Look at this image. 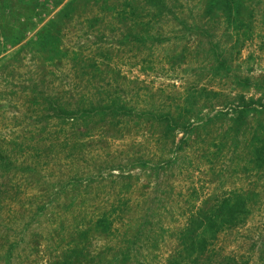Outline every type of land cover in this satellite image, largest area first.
<instances>
[{
    "label": "rangeland",
    "instance_id": "374dc122",
    "mask_svg": "<svg viewBox=\"0 0 264 264\" xmlns=\"http://www.w3.org/2000/svg\"><path fill=\"white\" fill-rule=\"evenodd\" d=\"M241 1L235 15L223 5L211 19L206 14L207 0H166L175 12L182 7L179 13L190 22L205 24L219 61L225 63V67L217 63L214 74L205 62L201 69L206 71L196 75L198 64L193 63L197 58L211 60L210 54L202 52L196 57L197 38L176 40L173 22L163 24L164 37L154 41L152 49L147 44L125 42L122 0H0V148L18 165H29L31 157L41 152L35 148L57 145L49 153L53 161L42 170L45 185L38 184V177L29 181L21 174L0 176V190L6 192L0 197V264L7 263L12 245L11 264H46L48 245L55 243L44 219L51 208L42 210L45 213L34 238L32 227H26L30 211L37 207L34 202L42 193L51 191L48 181L69 177L71 162L76 159L83 168L94 169L101 163L107 169L91 185L97 205H133V214L125 217L128 222L132 218L133 225L142 211L153 209L150 213L153 223L158 222V238L155 247L144 245L143 264H264V165L257 166L252 157L253 138L260 128L259 137L264 141V0ZM72 3L75 11L64 19L65 30L55 42L62 50L46 49L42 30L57 22L59 13ZM181 51L185 57L173 65L171 57ZM199 89L211 94L198 99L201 114L190 121L195 130L177 153H169L167 146L155 148L157 136L142 130L141 125H131L118 134L119 139L114 137L117 130L95 131L94 136L100 133L101 137L93 139L87 162L80 161L79 151L76 159L69 160V149L58 146L65 139L57 134L62 133L58 121L50 120L47 131L38 130L46 123L42 97L48 95L61 97L69 107L80 94L97 100L98 91L118 90L122 95V90H128L127 100L146 109L149 103L160 105L166 96L184 99L185 93ZM246 107L249 114L233 138L232 125ZM209 117L217 118L210 124L206 122ZM182 137L180 134L178 139ZM165 152L172 163L159 170V176L150 167L132 166L134 158L143 156L150 161L152 154L158 157ZM51 172L53 176H49ZM234 194L243 197L248 212L237 227L226 228L214 238L207 234L211 238L208 253L192 263L180 246L186 225L199 211ZM41 227L45 232L39 237ZM94 243L95 248L103 245L101 240Z\"/></svg>",
    "mask_w": 264,
    "mask_h": 264
},
{
    "label": "trees",
    "instance_id": "16d2710c",
    "mask_svg": "<svg viewBox=\"0 0 264 264\" xmlns=\"http://www.w3.org/2000/svg\"><path fill=\"white\" fill-rule=\"evenodd\" d=\"M223 5L228 8L232 16L243 4L241 0H207L208 11L206 14L211 15V19H213L215 12L220 10ZM181 8L179 7V12H181ZM234 9H236L235 12H233ZM74 11L72 3L68 9L59 13L57 22L50 23L42 30L46 49L50 50L51 47H54L53 52L62 50V45L55 42L57 39L61 40L60 37L65 30L66 22L64 19L69 14L73 15ZM173 11L166 0H122V38L127 43H143L152 49L155 46L153 42L160 41L159 38L164 37L163 24L165 26V22L166 24L173 22L176 29L173 30V32L175 31L173 35L176 40L183 42L189 36L197 38V43L194 42L196 57H199L202 52L210 54L211 60L209 61L199 58L195 60L193 64H198L196 75L201 73L198 71H206V69H201L205 62L210 66L208 70L215 74L218 69L217 63L220 64L221 62L213 45V36L211 35V38L208 39L205 24L198 21L190 22L188 18L183 16V13ZM239 18L236 15V19ZM97 22L98 19L95 23ZM159 24H162V27ZM206 37L207 43L203 41ZM184 53L181 51L179 55L171 57V63L178 65L180 61L182 62L181 58L185 57ZM77 60L81 61V58ZM221 66L225 67V63H221ZM127 91L122 90V95L118 90L98 91L97 100H94L93 96L89 97L88 94H80L77 99H72L69 107H65L66 103L61 97L51 95L42 97L46 123L38 130L39 132L47 131L50 127V120L58 121L62 133L58 132L57 134L65 136V139L58 146L61 145L69 149L70 152L66 155L69 160L71 158L76 159L75 152L79 151L80 161L87 162V155L93 146V139L101 137L100 133H96L94 136L95 131L110 132L112 129L117 130L118 133H115L114 137L119 139L118 134L121 135L126 132L131 125H141L142 130L157 136L158 139L154 143L155 148L167 146L169 153L170 151L177 153L182 149L186 137L195 130L190 121L196 118V114H198L197 116L201 114L198 99L202 98L203 94L208 97L211 94L205 89H199L196 93H185L184 99H181V96H179L180 98L166 96L160 105L149 103L146 109H141L138 103L131 104V101L127 100L129 96ZM128 92L130 93V91ZM135 94L133 92V97ZM148 97L151 100L154 99L152 95ZM37 102L38 98H35L33 103L36 104ZM248 114V107L238 112L236 121L232 125L233 138H236V133L240 132ZM216 118L209 117L206 122L213 124ZM206 125L208 124L206 123ZM31 127L37 129L34 124ZM65 127H69V132L65 131ZM260 131L263 130L260 128L253 138L252 157L257 166L264 165V141L259 137ZM65 132L66 134H64ZM180 134L183 137L178 139ZM257 143L259 145H256ZM55 147L57 145L49 144L35 148L41 152L31 157L29 165H18L9 153L0 148V176L13 178L21 174L29 181L38 177V184L45 185L47 181H45V175L42 176V170L53 161V158L49 157V153L52 149L55 150ZM166 153H161L158 157L152 154L150 161H146L143 156L134 158L132 166L150 167L159 176V172L172 163V160L168 159L169 153ZM71 163L73 171L69 177L65 179L57 177L54 183L48 181L52 189L42 193L39 197L40 200L34 202L38 205L30 211L31 215L26 226L32 227L31 238L36 237L40 225L39 220L43 218L41 215L45 213L42 210L47 207L51 208L49 212H46L44 219L49 225L46 231L53 236L55 243L48 245L50 257H48L46 264H143L144 245L155 247L158 238L155 235L157 229L155 226H158V222L153 223L154 215L150 213L153 209L149 207L148 210L142 211L135 221L136 224L133 225L132 218L129 222L125 219L128 214H133V205L129 206L128 203L120 202L110 205L109 208L108 206L97 205V199H94L96 193L91 190V185L107 169L101 163L94 169H89L87 165L86 168H83L77 159L75 163L74 161ZM75 166L78 169H74ZM53 175V172L49 174V176ZM5 193L0 190V197ZM246 208V201L243 197L240 194H234L232 197L223 199L211 209L204 212L199 211L196 218L190 219L183 231V238L180 241L182 254L191 256L192 263H197L205 253H208V238L216 237L220 231L226 228L237 227L240 218L248 212ZM95 210H98V213H94ZM127 222L128 225H126ZM123 229L124 231H122ZM44 230V227H41L39 237L43 236ZM160 230L163 231L164 229L161 228ZM207 234L210 237H207ZM94 240L103 241V245L95 248ZM138 245H140L139 248ZM12 249L13 245L7 252L6 264H11V260L14 258L10 255ZM178 257L182 258L180 255ZM184 260H186L185 257Z\"/></svg>",
    "mask_w": 264,
    "mask_h": 264
}]
</instances>
